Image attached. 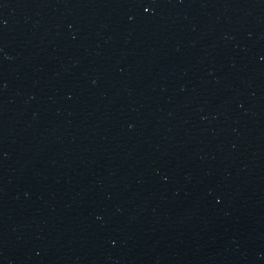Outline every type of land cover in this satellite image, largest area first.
<instances>
[{"label": "water", "instance_id": "water-1", "mask_svg": "<svg viewBox=\"0 0 264 264\" xmlns=\"http://www.w3.org/2000/svg\"><path fill=\"white\" fill-rule=\"evenodd\" d=\"M0 264H264V0H0Z\"/></svg>", "mask_w": 264, "mask_h": 264}]
</instances>
